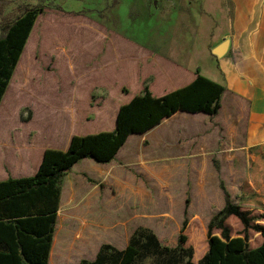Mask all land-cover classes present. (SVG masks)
<instances>
[{
	"label": "crops",
	"instance_id": "crops-1",
	"mask_svg": "<svg viewBox=\"0 0 264 264\" xmlns=\"http://www.w3.org/2000/svg\"><path fill=\"white\" fill-rule=\"evenodd\" d=\"M222 1L219 7L233 13L232 30L210 42L202 52L191 48L183 60L164 54L157 47L155 53L140 49L144 54L136 56V67L130 69L127 64L122 76L118 73L117 78L104 83H83L93 95L105 96L104 107L95 111L96 117L91 121L102 126L98 128L100 132L116 129L119 110L142 94L146 82L154 96H163L190 84L199 70L201 75L223 85L225 92L216 116L176 112L145 134L131 135L112 161H78L61 181V201L48 264L94 261L101 248L109 244L100 237L105 226L125 230L118 242L109 245L126 249L140 228L135 225L140 216H153L154 188L166 189L165 199L169 200L170 179L203 181L205 169L212 168L207 155L215 150L219 149L225 161L264 145V0ZM37 20L0 104V183L33 177L46 150L70 148L75 134L66 128L77 124L74 115L81 80L92 74L89 66L100 56L91 54L88 61L62 42L57 49L60 60L65 59L63 64L69 63L77 75L75 109L52 104L49 94L51 97V91L58 92L61 82L44 72L48 59L43 43V58L38 60L40 46L34 37ZM102 35L105 39H97L96 47L104 52L105 43L101 42H108L115 52V37L120 35ZM226 40L230 42L227 52L222 57L214 55L213 50ZM152 77L153 81H148ZM128 82L135 84L134 90ZM27 107L32 111L30 116L22 111ZM165 215L160 223L166 225L168 211ZM0 253L8 250L0 249Z\"/></svg>",
	"mask_w": 264,
	"mask_h": 264
},
{
	"label": "rangeland",
	"instance_id": "rangeland-1",
	"mask_svg": "<svg viewBox=\"0 0 264 264\" xmlns=\"http://www.w3.org/2000/svg\"><path fill=\"white\" fill-rule=\"evenodd\" d=\"M222 2V0H0V32L3 33L5 27L12 25L28 9L44 10L38 17L34 37L40 46L38 53L40 62L43 58L42 43L47 49L45 59H48V64L43 66L44 72L54 76L58 83L61 82L59 91H51V97L49 94L52 104L57 106L75 109L77 75L70 70L69 63L66 66L63 64L65 59L60 60L57 49L62 42L66 43L67 49L72 48L84 55L88 61H91V54L100 55L99 59L89 66L92 74L81 80L82 87L80 86V93L77 95L74 115L77 124L74 128L73 126L66 128V131L74 130L75 135L83 136L100 132L98 128L102 126H97L91 121L96 117L95 111L105 105V96L93 95L94 92L91 93L87 85L85 93L84 82L104 83L115 79L126 66L129 65L130 69L136 67L139 62L136 56L139 57V54L142 56L146 51L155 53L156 47L164 54L179 56L183 60H186L188 50L191 48L202 52L210 42L221 34H229L232 30L233 13L222 10L219 7ZM105 33L109 38L114 34L120 35L115 37L118 48L115 52L112 44L108 42H101L105 43L104 52L96 47L97 39H105L102 35ZM76 58L78 59V55ZM153 58L148 63L150 67L154 63ZM59 60L62 62L61 73L57 65ZM153 79L154 77L148 81ZM127 84L134 90L135 84L129 82ZM157 84L155 81L154 85ZM83 93L85 95H82ZM22 111L29 116L32 114L29 107ZM206 159L212 163V168L205 169L203 181L170 179L169 200L165 199L166 189L163 190L162 186L160 189L154 188L153 216L150 214L140 216L135 223L136 226L139 225L140 228L156 234L163 246L177 248L183 225L187 222L186 245L194 249L196 262L207 252V228L211 220L225 206L221 183L229 191L232 202L241 207V212L249 220V226H246L239 218L231 217L227 224L232 235L247 238L251 248H256L263 242L261 230L264 228V148L249 149L244 155L225 161L222 160V154L218 149L211 156L207 155ZM178 182L181 184H176ZM167 211L169 217L165 225L160 222ZM124 231L121 227L105 226L100 230V237L103 243L113 244L114 241L118 242ZM214 234L220 235V232L215 230ZM136 264H153V261L144 259Z\"/></svg>",
	"mask_w": 264,
	"mask_h": 264
},
{
	"label": "trees",
	"instance_id": "trees-1",
	"mask_svg": "<svg viewBox=\"0 0 264 264\" xmlns=\"http://www.w3.org/2000/svg\"><path fill=\"white\" fill-rule=\"evenodd\" d=\"M42 9H28L12 25L0 32V104L32 28ZM1 31V30H0ZM225 87L197 71V78L187 86L163 96H154L146 82L142 94L123 105L118 113L116 129L83 136L74 135L67 151L46 150L39 171L33 177L9 179L0 183V264H48L54 238L55 223L61 201V181L65 174L84 158L107 163L134 134L156 127L176 112L205 113L216 116L221 110ZM263 149L264 145L251 149ZM225 208L211 220L207 252L195 261L194 249L187 246L186 226L177 248L163 246L156 234L138 229L128 247L119 250L104 245L94 261L81 264H136L151 259L153 264H264L263 242L256 248L247 238L233 236L227 221L237 217L249 226L241 207L232 202L221 184ZM219 231L220 235L214 234Z\"/></svg>",
	"mask_w": 264,
	"mask_h": 264
},
{
	"label": "water",
	"instance_id": "water-1",
	"mask_svg": "<svg viewBox=\"0 0 264 264\" xmlns=\"http://www.w3.org/2000/svg\"><path fill=\"white\" fill-rule=\"evenodd\" d=\"M230 42L228 40L224 41L219 47L213 50V54L222 57L229 49Z\"/></svg>",
	"mask_w": 264,
	"mask_h": 264
}]
</instances>
